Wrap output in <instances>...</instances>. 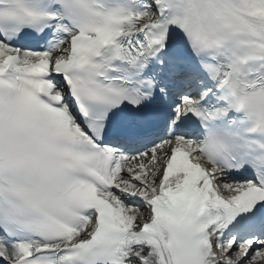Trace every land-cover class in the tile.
<instances>
[{"label":"snow or ice","instance_id":"obj_1","mask_svg":"<svg viewBox=\"0 0 264 264\" xmlns=\"http://www.w3.org/2000/svg\"><path fill=\"white\" fill-rule=\"evenodd\" d=\"M0 264H264V0H0Z\"/></svg>","mask_w":264,"mask_h":264}]
</instances>
